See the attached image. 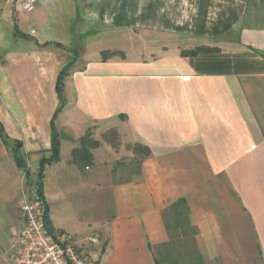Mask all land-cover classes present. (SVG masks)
<instances>
[{
    "label": "crops",
    "instance_id": "0c3cea01",
    "mask_svg": "<svg viewBox=\"0 0 264 264\" xmlns=\"http://www.w3.org/2000/svg\"><path fill=\"white\" fill-rule=\"evenodd\" d=\"M36 11L41 38L17 12L25 46L0 38V264L24 225L16 158L36 182L70 62L60 159L42 181L50 233L96 264H156L170 241L164 212L183 199L203 264H264V0H50ZM127 33L139 42L111 44ZM64 34L84 43L77 57Z\"/></svg>",
    "mask_w": 264,
    "mask_h": 264
},
{
    "label": "built area",
    "instance_id": "2783aa9c",
    "mask_svg": "<svg viewBox=\"0 0 264 264\" xmlns=\"http://www.w3.org/2000/svg\"><path fill=\"white\" fill-rule=\"evenodd\" d=\"M50 0H21L22 9L32 13ZM29 169V167L27 166ZM25 171V170H24ZM30 171V170H29ZM19 208L23 228L10 255L12 264H96L92 256L78 248L68 235L55 238L47 225V205L42 191L27 177Z\"/></svg>",
    "mask_w": 264,
    "mask_h": 264
},
{
    "label": "trees",
    "instance_id": "16d2710c",
    "mask_svg": "<svg viewBox=\"0 0 264 264\" xmlns=\"http://www.w3.org/2000/svg\"><path fill=\"white\" fill-rule=\"evenodd\" d=\"M22 37H27L24 34H20ZM208 51V49H198L190 52H184L183 55L187 56H195L201 52ZM78 52L75 51V56L77 57ZM111 54L109 52L104 53V59H106ZM73 62H70L68 66L61 72L58 84L57 91L60 99L61 106L57 110L53 122H52V156L49 159H43L41 161L40 172L38 174V178L36 182L32 180L33 183L39 188L40 191L43 190V178L47 165H51L54 162H57L60 159V140L61 137L57 130L55 129L54 120L57 118L59 113L63 110L66 100L64 97L63 91V81L65 77L68 75ZM0 134L3 135V128L0 124ZM141 149V148H140ZM141 151V150H140ZM144 152V156L149 154L148 150L142 151ZM93 157L89 154L88 163L92 164ZM18 165L23 168L27 172V177H30V171L25 164V161L16 158ZM48 219V218H47ZM164 220L166 223V228L170 235V241L167 244H164L155 249V262L156 264H181L180 258H175V255L178 254V246L179 244L185 245L188 248V254L190 255L191 260L187 264H203L200 254L195 247V237L197 234V230L190 223V211L188 209L187 203L185 200H179L176 203L172 204L165 212H164ZM48 223V222H47ZM180 246V247H181Z\"/></svg>",
    "mask_w": 264,
    "mask_h": 264
},
{
    "label": "rangeland",
    "instance_id": "374dc122",
    "mask_svg": "<svg viewBox=\"0 0 264 264\" xmlns=\"http://www.w3.org/2000/svg\"><path fill=\"white\" fill-rule=\"evenodd\" d=\"M6 4H8V5H6ZM51 6H52V4L47 5L45 7V9L47 10V7L49 9ZM15 8H16V11H15ZM36 10H39V6L36 8ZM36 10L33 13L24 12L22 9L21 0H17V4L15 3L14 0H0V38L3 39L5 47H9L10 45H13L14 41H16L18 43V46H20V47L25 46L24 45L25 43H23L22 41L13 39L14 25H15L14 24L15 12H17L16 14H17L18 20L20 22L19 25H21L23 32L30 34L32 30H35L37 32V36L40 37V35L42 33V29H44V28H42V26H40L36 23V17L35 16L38 12ZM60 12L56 11L55 14L60 13ZM59 22H60V26L58 25L59 27H55V28L58 29L59 31H61V33H62V31L63 30L65 31V29H67V28L61 27V23L63 22L62 19H60ZM55 24H57V22ZM79 31H82V29L80 28ZM68 38L72 41L70 47L75 48L74 52L77 50L78 51L83 50L84 43L82 44L79 42V40L81 39L80 36H74L71 38V37L64 34L60 37V39H64L65 41H67ZM105 38H107V37L103 36V37L95 38V39L105 40ZM110 39H111V44L113 43L112 41L117 39L118 41L116 43H113V45L118 46L120 49H127L130 47L131 44L139 42L138 41L139 38L137 39V37L131 33H127L124 35H111ZM66 43H68V42H64V44H66ZM95 45H97V44H95ZM105 45L106 46L110 45V43L105 44ZM12 47L15 48L14 46H12ZM133 150H135V148H133ZM121 172H120L121 175H123V173H125V172H122V173Z\"/></svg>",
    "mask_w": 264,
    "mask_h": 264
},
{
    "label": "water",
    "instance_id": "95a60500",
    "mask_svg": "<svg viewBox=\"0 0 264 264\" xmlns=\"http://www.w3.org/2000/svg\"><path fill=\"white\" fill-rule=\"evenodd\" d=\"M18 148H21V145L20 144L18 145Z\"/></svg>",
    "mask_w": 264,
    "mask_h": 264
}]
</instances>
